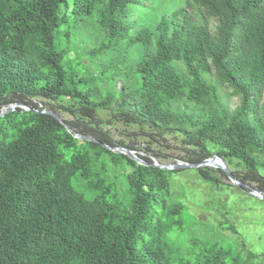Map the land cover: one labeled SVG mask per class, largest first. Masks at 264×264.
<instances>
[{"label": "trees", "instance_id": "1", "mask_svg": "<svg viewBox=\"0 0 264 264\" xmlns=\"http://www.w3.org/2000/svg\"><path fill=\"white\" fill-rule=\"evenodd\" d=\"M142 1L0 0V264H264V252L218 241L236 234L227 219L198 250L183 239L205 221L180 178L264 195V0ZM92 18L100 40L88 61L113 60L95 73L75 48ZM123 46L132 65L115 58ZM209 78L239 100L234 110ZM13 104L29 110L1 116ZM116 123L147 149L171 136L184 163L218 156L242 186L224 190L219 169L165 171L114 153L139 151L114 141L105 124Z\"/></svg>", "mask_w": 264, "mask_h": 264}, {"label": "rangeland", "instance_id": "2", "mask_svg": "<svg viewBox=\"0 0 264 264\" xmlns=\"http://www.w3.org/2000/svg\"><path fill=\"white\" fill-rule=\"evenodd\" d=\"M142 4L144 7L151 6V3H148V0H143ZM166 5L167 4L165 3L164 6ZM187 11L197 18L199 22H206L209 28L213 30L215 24L212 19L203 18V15L198 12L199 10L197 9L190 8ZM89 23L91 24L88 27V30L90 31L80 32L76 35L75 48L78 50L77 56L79 57V60L87 66L90 73H95L99 69L98 64L100 62V64L103 65L102 68H104L109 65L108 63H113V60L100 61L94 58L91 60V63L88 61L87 55L92 52V49L98 47V42L100 40H95V36L92 33V28L94 27V23H96L95 19L92 18ZM123 47L125 48L123 55L120 50H117L115 58L118 59L124 56L126 63H130L132 65L136 61V57H131V48H126V46ZM127 67L128 66L120 67L118 68V71L127 75L129 74L128 71L124 70V68L126 69ZM129 75V77H132L131 74ZM208 81L216 87L221 104L231 111L234 110L237 107L239 100L237 98H231L229 96L230 91L220 87L213 78H209ZM117 82L119 83V81ZM198 110H195V113L198 112ZM103 117L105 118V116ZM63 118L69 119L67 116H63ZM105 126L115 142L134 144L139 150L137 153L134 152L136 156H147L152 159V161L158 163V160L153 158L151 152L158 153L161 155L159 160L162 165L165 166L180 163L183 158L187 156V153L183 149L182 145L176 142L171 136H165L163 139H157V143L150 146V149H147V146L149 145H147L142 138L131 135L135 132L134 129L127 128L121 123H116L114 126L105 124ZM146 150H149V152H146ZM213 170H217V168H213ZM214 176H216L220 180L221 184L224 185V190L226 189V185H232V183L225 176H222V174L216 173ZM180 178L186 180L185 182L187 183V188L193 193L188 197L189 199L187 200V203L190 207H187H189L192 212L197 211L195 213L197 219L201 220V222L205 221L203 226L194 228L191 230L192 233H185L183 236V239L187 238L188 241H195L197 245L194 247L195 250H198V244H200L201 241L203 242L207 238H216L217 233H211L212 230L210 228L217 226L222 220L227 219L229 224L233 225L236 229V234L235 236H230V239L233 240L220 239L218 240L219 242L224 245L231 243L235 246H241L244 244L246 249L253 253L258 254L264 252V202L262 200L253 199V197L251 198L248 190H244L243 193L234 190H229L231 193H225L228 192V190L220 193L221 189L216 191L211 186L199 184L193 176H180ZM249 186L256 189V184H250ZM243 194H247L248 196H239ZM223 205L225 207H223ZM216 210L219 211L220 214H225V216L221 217ZM177 245L181 248L185 247L184 244L178 243ZM237 251L239 252L240 250L237 249Z\"/></svg>", "mask_w": 264, "mask_h": 264}, {"label": "water", "instance_id": "3", "mask_svg": "<svg viewBox=\"0 0 264 264\" xmlns=\"http://www.w3.org/2000/svg\"><path fill=\"white\" fill-rule=\"evenodd\" d=\"M16 107H21L24 108V110H29L27 107L25 106H20L18 104H13L9 107V109L7 110V106H4L1 112V116L5 113V112H10L12 110H14ZM43 114H47L52 116L55 120H57L60 124H62L66 130L68 131L69 134H71L74 138H76L79 141H89V142H95L94 139L87 137V136H83V135H78L75 134L73 131H71L64 123V121L57 116L56 114L50 112V111H43ZM110 149V148H108ZM112 152L117 153V154H121L124 155L128 158L133 159L134 161H136L137 163L141 162L139 161V159L137 158V156L135 155L134 152L128 151V150H121V149H110ZM154 162V161H153ZM153 167L165 170V171H173V170H180V169H190V170H198V169H203V168H217L219 170H221L222 172H224L229 181L232 183V185H234L235 187H240L242 186V184L240 182H238L236 179H234L233 175L231 174L229 168L227 167L226 163L218 156H213L210 159H207L203 162L197 163V164H189V163H184V162H180L174 165H161L158 164L157 162H154ZM246 190H248L249 195L255 199H259L264 201V195L262 193H260L257 189L251 187V186H244Z\"/></svg>", "mask_w": 264, "mask_h": 264}]
</instances>
